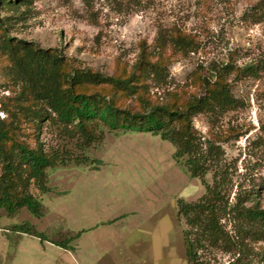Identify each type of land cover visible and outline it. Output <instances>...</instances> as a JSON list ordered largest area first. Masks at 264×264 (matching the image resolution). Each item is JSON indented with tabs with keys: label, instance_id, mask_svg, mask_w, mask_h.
<instances>
[{
	"label": "rangeland",
	"instance_id": "374dc122",
	"mask_svg": "<svg viewBox=\"0 0 264 264\" xmlns=\"http://www.w3.org/2000/svg\"><path fill=\"white\" fill-rule=\"evenodd\" d=\"M27 1L14 11L0 7L12 38L57 52L67 66L106 76L141 66L155 102L193 101L204 94L207 80L225 72L235 108L197 114L194 125L221 148L232 201L247 192L246 205L264 207L263 0ZM2 61L0 56V101L14 107L20 96L29 111L33 101L5 77L10 64ZM53 118L37 123L26 112L10 118L17 139L31 148L39 142L48 155L60 152L70 160L47 170V194L31 187L44 217L27 209L9 217L0 210V264L13 263V228L24 223L48 241L67 245L69 264L89 255L95 264H188L178 201L197 202L206 193L204 183H214V173L192 178L175 159V147L149 132L103 130L101 143L81 149V134L71 138ZM83 157V163L75 160ZM248 246L256 264H264L263 236ZM42 247L30 237L16 264H51ZM202 260L234 261L221 251L203 253Z\"/></svg>",
	"mask_w": 264,
	"mask_h": 264
},
{
	"label": "trees",
	"instance_id": "16d2710c",
	"mask_svg": "<svg viewBox=\"0 0 264 264\" xmlns=\"http://www.w3.org/2000/svg\"><path fill=\"white\" fill-rule=\"evenodd\" d=\"M28 2L0 0V7L14 11ZM259 10L264 15V0ZM0 56L2 62L10 64L5 68V77L18 82L33 101L29 111L20 103V96L14 107L0 101L7 114L5 120H0V210L9 217L23 209L38 219L44 217L43 205L31 187L41 195L47 194V170L66 165L70 160L60 152L48 155L39 142L37 148H31L17 139L9 121L18 112L32 115L37 123L53 115L68 136L81 134V149L101 143L103 130L149 132L175 147V159L184 162L192 178L204 180L208 173H214V183H204L206 193L197 202L178 201V218L184 219L187 226L184 246L188 264H206L202 254L210 251L231 254L234 261L230 264H256L248 241L264 238V207L259 203L246 205L247 192L232 201L229 178L222 170V150L205 139L193 121L200 113L235 108L225 72L215 74V81L207 80L204 94L193 101L159 103L153 101L143 81L141 66L112 76L67 66L57 52L12 38L3 19H0ZM20 116L25 118L22 113ZM85 158L75 160L83 163ZM13 231L48 241L26 223L15 226ZM80 237L81 233L69 241ZM53 243L69 250L67 245Z\"/></svg>",
	"mask_w": 264,
	"mask_h": 264
},
{
	"label": "crops",
	"instance_id": "0c3cea01",
	"mask_svg": "<svg viewBox=\"0 0 264 264\" xmlns=\"http://www.w3.org/2000/svg\"><path fill=\"white\" fill-rule=\"evenodd\" d=\"M16 236L18 238L17 239L18 242H17V247L12 256V262H13L12 264H16V259L19 257L21 251L23 250L24 242H26V240L29 239L30 237H33V236L23 234V233H17ZM40 242L43 244L42 254L44 255V257L47 258L48 261L51 262V264H69L70 259H71L70 258L71 250H66L50 241L42 242L40 240ZM95 243L94 241L91 242V244H95ZM91 257L93 256L89 255L88 257L83 258V260L80 263L81 264H95V259L92 260Z\"/></svg>",
	"mask_w": 264,
	"mask_h": 264
},
{
	"label": "built area",
	"instance_id": "2783aa9c",
	"mask_svg": "<svg viewBox=\"0 0 264 264\" xmlns=\"http://www.w3.org/2000/svg\"><path fill=\"white\" fill-rule=\"evenodd\" d=\"M7 118V114L3 111L2 106L0 104V120H5Z\"/></svg>",
	"mask_w": 264,
	"mask_h": 264
}]
</instances>
